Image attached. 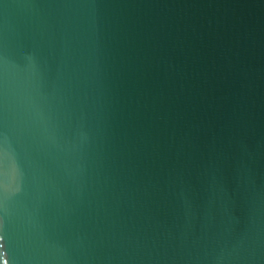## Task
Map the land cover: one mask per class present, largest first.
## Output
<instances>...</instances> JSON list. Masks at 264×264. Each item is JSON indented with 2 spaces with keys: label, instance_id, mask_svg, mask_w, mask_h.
<instances>
[{
  "label": "water",
  "instance_id": "95a60500",
  "mask_svg": "<svg viewBox=\"0 0 264 264\" xmlns=\"http://www.w3.org/2000/svg\"><path fill=\"white\" fill-rule=\"evenodd\" d=\"M0 264H264V0H0Z\"/></svg>",
  "mask_w": 264,
  "mask_h": 264
}]
</instances>
